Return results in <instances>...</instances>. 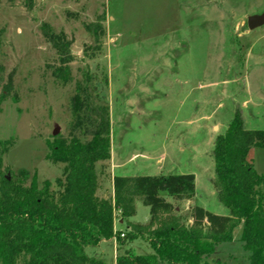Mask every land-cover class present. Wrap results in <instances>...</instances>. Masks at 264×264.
Wrapping results in <instances>:
<instances>
[{
    "label": "rangeland",
    "instance_id": "rangeland-1",
    "mask_svg": "<svg viewBox=\"0 0 264 264\" xmlns=\"http://www.w3.org/2000/svg\"><path fill=\"white\" fill-rule=\"evenodd\" d=\"M263 10L264 0H0V170L57 188L68 169L50 158L49 142L72 131L80 83L109 110L111 156L95 165L99 197L113 198L114 176L193 173V196L165 197L171 213L185 224L196 206L228 215L216 195L213 147L236 109L246 129L264 130V24L247 25ZM58 67L70 70L67 81ZM249 157L264 174V148L252 146ZM134 204L130 220L147 224L150 207L138 196ZM234 230L210 262L250 264L241 225ZM119 249L154 253L142 237ZM84 250L110 262L115 249L105 240Z\"/></svg>",
    "mask_w": 264,
    "mask_h": 264
},
{
    "label": "trees",
    "instance_id": "trees-1",
    "mask_svg": "<svg viewBox=\"0 0 264 264\" xmlns=\"http://www.w3.org/2000/svg\"><path fill=\"white\" fill-rule=\"evenodd\" d=\"M46 29L58 46L60 38ZM54 71L64 81L70 76L67 67ZM85 90L78 83L71 100L76 119L72 131L68 136L54 133L49 142L50 158L68 169L64 179H56L57 188L49 180L39 186L36 175L26 184L0 170V264H226L208 257L221 242L233 241L238 225L250 264H264V174L249 157L252 146L264 148V130L246 129L240 109L234 111L213 147L216 195L228 215L196 206L193 223L185 224L171 213L174 206L165 197L193 196V173L114 176L113 198L97 195L95 165L111 156L110 118L108 107L91 101ZM5 147L0 141V153ZM137 196L150 207L147 224L130 220ZM115 212L125 221V231L115 230ZM112 237L118 245L142 237L154 253L127 249L115 263L86 254L85 246Z\"/></svg>",
    "mask_w": 264,
    "mask_h": 264
},
{
    "label": "crops",
    "instance_id": "crops-1",
    "mask_svg": "<svg viewBox=\"0 0 264 264\" xmlns=\"http://www.w3.org/2000/svg\"><path fill=\"white\" fill-rule=\"evenodd\" d=\"M112 157L114 158L115 157V155L113 156L112 155ZM114 160H115V158H114ZM113 167H114V171H116L117 170V168L118 167H116V165H115V162L113 163ZM152 174H154V173H152ZM146 217V220H148L149 218H150V216L148 215H146L145 216ZM125 224L126 225V223H125V221H123L122 219H118V222H115V230L116 231H122V230H119L118 228H117V225L118 224ZM125 228H126V226H125ZM124 228V229H125ZM123 229V230H124ZM105 240H112V242H113V245H114V257H113V260L112 261H110V262H108V263H114L115 262V258H116V256L118 255V253H119V251H120V249H119V245L117 244V240H116V237H112V238H105L104 240H102L101 242H99L97 245L99 246L101 243H103V242H105ZM94 257H97V256H94ZM97 258H101V257H97ZM102 259V258H101ZM104 261H106V260H104Z\"/></svg>",
    "mask_w": 264,
    "mask_h": 264
},
{
    "label": "water",
    "instance_id": "water-1",
    "mask_svg": "<svg viewBox=\"0 0 264 264\" xmlns=\"http://www.w3.org/2000/svg\"><path fill=\"white\" fill-rule=\"evenodd\" d=\"M247 17V25L250 29L263 26L264 24V10L261 14H252Z\"/></svg>",
    "mask_w": 264,
    "mask_h": 264
},
{
    "label": "built area",
    "instance_id": "built-area-1",
    "mask_svg": "<svg viewBox=\"0 0 264 264\" xmlns=\"http://www.w3.org/2000/svg\"><path fill=\"white\" fill-rule=\"evenodd\" d=\"M121 235H122V236H124L125 234H124V233H122Z\"/></svg>",
    "mask_w": 264,
    "mask_h": 264
}]
</instances>
